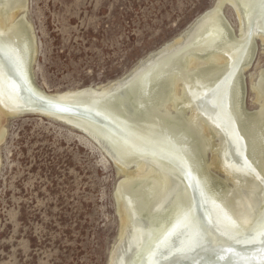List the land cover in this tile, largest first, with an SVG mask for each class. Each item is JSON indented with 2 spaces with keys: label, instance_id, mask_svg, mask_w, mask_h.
Instances as JSON below:
<instances>
[{
  "label": "bare ground",
  "instance_id": "1",
  "mask_svg": "<svg viewBox=\"0 0 264 264\" xmlns=\"http://www.w3.org/2000/svg\"><path fill=\"white\" fill-rule=\"evenodd\" d=\"M227 3L239 16L241 35L222 50L217 47L224 34L221 26L228 24L223 13ZM23 10L21 0H0V117L34 115L59 120L87 132L112 155L121 176L114 195L122 227L109 264L142 262L146 224H150V229L153 224L146 220H163L175 210L179 215L168 225L169 229L187 210L183 209L188 202L184 191L193 179L204 185L206 195L213 201L206 202L210 203L209 207L212 204L223 207L221 210L218 206L216 225L209 219L215 231L229 232L227 223L232 221L239 227L243 223L251 227L257 222L259 214L264 213V66H259L252 86L254 100L262 103L260 109L247 111L245 85L240 86L239 79L252 64L256 33L264 41V0H216L211 9L197 17L179 36L142 58L124 76L102 86L61 93H49L29 80L37 49L32 25L25 20ZM1 53L18 66V73H22L21 66L22 77L37 94L36 98L27 93L17 73L10 75ZM160 80L169 85L164 97L162 88L158 90L157 85H152ZM19 88L24 89L30 101L23 99L26 96L20 94ZM143 88L140 99L132 95ZM128 94L123 102L117 99ZM194 121L202 126L201 139L205 143L183 137L182 133L190 128L188 124ZM244 124L253 127L245 129ZM5 135L6 130L1 126L0 143ZM237 140L243 147L237 146ZM207 142L210 144L206 149L203 146ZM233 143L242 161L232 152ZM120 145L130 151L122 152ZM164 145L181 156L183 165L178 166L167 155L151 149ZM249 147L254 151H249ZM210 149L211 163L207 159ZM211 169H217L224 177ZM223 187L225 197L219 199V190ZM224 210L232 221L224 215ZM220 218L227 223H221ZM253 231L261 235L264 228L255 226ZM226 249L235 250L230 246ZM255 249L227 259L226 264H264L261 254L264 248L259 253ZM228 252L222 254L223 258Z\"/></svg>",
  "mask_w": 264,
  "mask_h": 264
},
{
  "label": "rangeland",
  "instance_id": "2",
  "mask_svg": "<svg viewBox=\"0 0 264 264\" xmlns=\"http://www.w3.org/2000/svg\"><path fill=\"white\" fill-rule=\"evenodd\" d=\"M215 2L21 0L37 49L29 80L49 93H61L119 79ZM223 13L228 24L221 26L224 34L217 49L225 50L241 35V22L231 4ZM258 34L252 64L239 79L245 85L247 111L262 105L252 91L258 68L264 66V41ZM152 85L162 88L163 97L168 91L162 80ZM143 91L132 95L140 99ZM129 95L117 99L123 102ZM188 125L183 137L203 142L200 123L202 129L195 121ZM1 126L6 135L0 143V264H109L122 227L114 195L121 176L112 155L87 132L56 119L3 116ZM210 154L211 149L209 163ZM222 190L219 199L225 197Z\"/></svg>",
  "mask_w": 264,
  "mask_h": 264
},
{
  "label": "water",
  "instance_id": "3",
  "mask_svg": "<svg viewBox=\"0 0 264 264\" xmlns=\"http://www.w3.org/2000/svg\"><path fill=\"white\" fill-rule=\"evenodd\" d=\"M1 55L4 56L2 57V62L5 64V68L7 69V71L9 73L10 71H12L15 75L17 73L18 77L21 78V81H23L24 85L26 86L27 93L30 94L31 97L36 98L37 94H35L34 90L30 87L28 81L24 78V76L22 77L23 70L21 69V66L20 72L22 73H18V66L16 68V65L12 60L8 58V55L3 53H1ZM16 59L17 58H15L16 64H19V61ZM25 80L27 81V83L25 82ZM20 94L26 97L28 96L24 89H20ZM237 142V146L239 148L241 146L243 147V145H241L238 140ZM115 144L118 145V142H116ZM249 144L251 146L250 141ZM231 148L232 152L236 155V159L240 160L241 156L240 154H238L234 143L231 144ZM151 149L156 150L159 154H163L164 156L167 155L168 159H170L174 164H177L178 166L183 165L181 162V156H177V153L174 152L170 147L166 145L154 146ZM248 150L254 151L251 147H249ZM181 169H184V167ZM184 171L189 179H191L187 170ZM181 178L185 180L182 175ZM186 185L187 187H189V190H187L186 187L184 193L188 198V202L183 205V209L187 208V210L186 212L182 213L181 216H179V218L169 229L168 225L171 224L173 220L179 215L175 210L163 220H152L153 218L146 220L149 222H153V224L151 225V229L150 224H146L148 230L145 232L146 239L144 240V244L141 249L143 253V260L139 264H226L227 259H230L236 255H242L244 251L250 252L249 250L253 248H256V253L262 251V249L264 248V235H256L254 231L251 232V230L253 229V227L255 228V226L257 228H264L260 223L261 220L264 219V213L259 214L258 220L253 226L249 227L246 223H243L244 226L241 225V227H239L238 225L234 224L231 216L224 210V215L230 221H232V223H227L226 220L220 218V222L224 223V225L225 223H227L229 227V232L220 234L213 229V225L217 224L216 215L220 209L222 210L223 207L216 204H212L213 206L209 207L210 203H212L213 201H210V198L208 197V195H206L205 187L203 184L198 183L193 179L191 181L192 187L189 185V183H187ZM184 199L186 200V198ZM184 199H182V201ZM207 201H209L210 203H206ZM180 203L182 204V202ZM181 204L180 207H182ZM218 206L220 207V209ZM183 209H181L180 211H182ZM209 219H212L215 223L213 225L210 224ZM145 223H143V227L145 226ZM154 227L158 229L155 230L153 229ZM166 229L168 230L166 231ZM240 229L246 231H241ZM164 231L166 232L163 233ZM227 246H230L235 250H230L228 252L226 249ZM226 252L228 253L223 258L222 254ZM261 254L264 255V251ZM251 258H253V256H251ZM231 264L241 263L232 262Z\"/></svg>",
  "mask_w": 264,
  "mask_h": 264
},
{
  "label": "snow or ice",
  "instance_id": "4",
  "mask_svg": "<svg viewBox=\"0 0 264 264\" xmlns=\"http://www.w3.org/2000/svg\"><path fill=\"white\" fill-rule=\"evenodd\" d=\"M12 74H13V72L10 71V75H12ZM260 223H261L262 227H264V219H262ZM261 235H264V232H262Z\"/></svg>",
  "mask_w": 264,
  "mask_h": 264
}]
</instances>
